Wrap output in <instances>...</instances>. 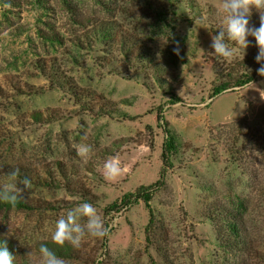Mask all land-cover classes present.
<instances>
[{
  "label": "rangeland",
  "instance_id": "1",
  "mask_svg": "<svg viewBox=\"0 0 264 264\" xmlns=\"http://www.w3.org/2000/svg\"><path fill=\"white\" fill-rule=\"evenodd\" d=\"M217 4L0 0V170L32 183L29 209H0V236L22 263L39 264L43 244L64 264H264V77L209 99L223 63L210 46L224 27ZM249 23L259 27L255 9ZM160 108L174 150L150 223L143 202L110 207L159 179ZM80 143L93 146L87 163ZM111 157L125 169L114 182ZM85 202L117 226L79 249L56 245L57 219ZM233 221L238 236L217 238Z\"/></svg>",
  "mask_w": 264,
  "mask_h": 264
},
{
  "label": "clouds",
  "instance_id": "2",
  "mask_svg": "<svg viewBox=\"0 0 264 264\" xmlns=\"http://www.w3.org/2000/svg\"><path fill=\"white\" fill-rule=\"evenodd\" d=\"M4 7L10 8L11 4L6 3ZM253 9L259 13V27L250 26ZM217 10L224 27L211 38L210 46L214 49L215 55L230 63L234 59L235 50L242 49L244 57L245 50L250 46L248 38L253 37L258 48L255 60L260 65L256 71L259 76L264 77V0H218ZM174 52L176 55L180 54L179 45ZM86 139L87 133L82 136V140ZM75 148L77 155L85 163L91 159L92 145L80 143ZM124 171L118 157H111L103 163V174L107 181H116ZM0 175L5 180L0 187V200L15 206L19 200H26L31 195L32 183L27 177L20 178L19 168L7 173L0 170ZM118 221L119 216L106 223L93 204L81 203L60 215L51 239L58 246L63 247L67 243L79 249L86 236L99 239L110 236ZM39 253V264H64L63 259L43 244L39 248ZM14 258L4 241L3 246H0V264H13Z\"/></svg>",
  "mask_w": 264,
  "mask_h": 264
},
{
  "label": "trees",
  "instance_id": "3",
  "mask_svg": "<svg viewBox=\"0 0 264 264\" xmlns=\"http://www.w3.org/2000/svg\"><path fill=\"white\" fill-rule=\"evenodd\" d=\"M154 8L158 11H163L164 9L158 5H155ZM106 32V31H105ZM106 37V36H105ZM107 38V37H106ZM122 39V38H121ZM130 43L126 41L124 37L121 40V46L124 49L125 47L129 46ZM125 50V49H124ZM258 54V48L254 47L251 51L247 52L244 57L243 55L236 56L234 55V59L229 63L223 60L221 64V69L217 72L216 76V84L211 89V95L209 99L212 101L213 99L217 98L218 96L222 95L226 92H237L243 90L244 88L248 87L252 83L257 82L261 76L257 74V69L260 67L259 64L256 63L255 57ZM146 57H144L145 59ZM144 62V60H143ZM162 109L160 108L157 112V123L159 128L163 130L165 134V140L163 143L161 160H162V169L159 174V179L149 185V186H140L138 187L133 193L124 195L120 200V203L113 204L110 208L111 209H121L123 207L137 204L138 202H143L146 209L148 210L150 223L153 220V212L150 205V202L154 196V194L164 185V178L166 175V170L171 167L170 163V156L172 151L174 150L173 139L171 134L167 128L166 121L162 115ZM29 203L26 200H19L15 206H12L9 203H6L0 200V209H15V210H26L29 209ZM234 224L227 226V228H219L215 225V230L217 233V238L221 240H230L232 236H238V232L236 231L237 223L233 221ZM6 241L7 248L10 253L15 257L13 264H25L19 259V252L11 244L8 239L5 237L0 236V246H3V242ZM226 242V241H225ZM223 244V243H222Z\"/></svg>",
  "mask_w": 264,
  "mask_h": 264
}]
</instances>
